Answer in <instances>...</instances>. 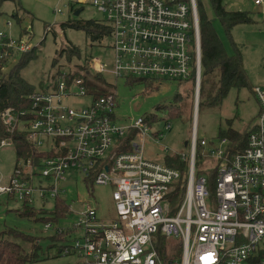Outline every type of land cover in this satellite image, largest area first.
Instances as JSON below:
<instances>
[{
  "label": "built area",
  "instance_id": "built-area-1",
  "mask_svg": "<svg viewBox=\"0 0 264 264\" xmlns=\"http://www.w3.org/2000/svg\"><path fill=\"white\" fill-rule=\"evenodd\" d=\"M86 3L105 15L112 48L108 66L91 58L90 69L115 79L130 75L190 81L195 118L201 80L196 0H71L69 10ZM32 47L28 36L15 39L0 31V67ZM69 72H53L49 84L27 96L26 107L1 109L9 135L0 138V147L14 145L13 136L23 134L50 154L35 166L21 158L23 165L0 181V195L28 204L33 191L40 198H55L64 191L67 173L84 179L94 174L93 184L112 186L114 217L102 222L87 205L61 247L64 255L77 252L82 257L78 264H264V86L253 87L259 111L243 148L234 151L226 138L215 146L196 137L193 128L188 154L179 153L187 172L184 191L175 200L173 183L181 178L180 170L143 154L150 123L143 117L129 125L117 123L113 88L93 97L84 78L69 79ZM79 97H88V103H68ZM170 127L169 122L164 126ZM131 130L140 141L125 140ZM197 146L208 164L201 171ZM208 170L215 174L213 189ZM34 175L45 178L46 188L32 187ZM51 227L44 224L45 231Z\"/></svg>",
  "mask_w": 264,
  "mask_h": 264
},
{
  "label": "rangeland",
  "instance_id": "rangeland-1",
  "mask_svg": "<svg viewBox=\"0 0 264 264\" xmlns=\"http://www.w3.org/2000/svg\"><path fill=\"white\" fill-rule=\"evenodd\" d=\"M70 1L16 0L0 3V31L15 39L26 35L32 46L37 47L35 56L20 70V76L28 83L33 84L36 90H41L46 84H49L52 81L50 76L56 70L62 72L74 70L76 62L82 63L87 57L96 58L106 66L110 62L112 55L110 39L106 37L99 42L90 41L81 29L61 28V22L72 19L105 22V15L91 3L77 6L76 8L80 9L79 15H72L73 11H70V6H68ZM199 1L223 42L226 53L232 55L237 52L242 57L243 70L248 80L246 86L229 88L226 96L218 104L211 106L203 103L201 107L198 106L194 118L195 91L193 83L190 81L179 82L162 78L144 79L130 75L115 79L108 72L103 74L116 92L115 121L121 125H129L134 120L143 117L150 123L149 132L145 134L143 154L147 159L153 161L161 162L165 154L172 152L188 154L193 128H195L196 137L204 138L213 145L219 146V129L231 127L233 130L242 132L249 130L257 122L259 104L253 87L264 86V4L255 6L254 0H223L226 10L249 11L251 16V20L247 23L234 24L230 36H228L219 21L215 19L209 0H197V2ZM56 9H60L61 12L56 13ZM14 12H17L19 20L13 16ZM49 27L54 34L51 30L46 33ZM23 30L25 32H22ZM62 46H77L80 57H73L70 62H67V58L62 56L58 59V63L52 66V60ZM19 57L20 53L15 54L11 60H8L7 67L14 64L13 62ZM94 72L92 68L90 74ZM151 82L152 87L148 85ZM176 93L187 99L185 111H189L190 114L186 118L169 116V106L179 104L174 99ZM88 101V97H79L69 100L68 103L77 107L86 105ZM152 116L153 120H148ZM166 121L170 123V129L164 128ZM156 131L161 133L158 136L160 138L153 136L152 132ZM132 138L140 141L138 137L133 136ZM16 165H23V160L17 159L14 145L0 147V181L8 180L13 175ZM200 165L201 163L198 166ZM204 165L208 164H202L200 168L202 169ZM198 166L196 167L198 168ZM79 174H66L65 180L61 184L64 191L59 197L69 205L70 210L59 221H49L52 227L48 231L44 230L43 221L21 215L20 212L23 208L21 200L8 197L5 194L0 195V231L11 227L40 237L38 256L31 264H78L81 261L82 257L77 252L59 255L56 249L62 243L59 244L51 236L58 227L63 230L73 228V224L78 220V213L85 210L87 205L96 209V215L103 220L102 222H109V219L114 217V201L111 198L113 187L100 184L88 185ZM46 186L45 178L34 175L33 188H46ZM54 202V198L47 195L40 198L38 192L33 191L29 206L35 210L43 208L51 211L54 209ZM73 233L76 234L74 230ZM23 246L28 251V244L24 243Z\"/></svg>",
  "mask_w": 264,
  "mask_h": 264
},
{
  "label": "trees",
  "instance_id": "trees-1",
  "mask_svg": "<svg viewBox=\"0 0 264 264\" xmlns=\"http://www.w3.org/2000/svg\"><path fill=\"white\" fill-rule=\"evenodd\" d=\"M3 1L16 0H0V3ZM209 5L211 11H213L215 19L219 21L228 36H230V31L234 24L247 23L251 20L249 11L226 10L223 0H209ZM196 8L198 11V26L200 28L199 42L201 43V80L197 105L201 107L202 104L205 103L213 106L222 101L230 90L229 88L233 86H246L248 80L247 75L243 70L242 57H240L237 52L232 55L226 53L224 44L221 42L215 28L212 26L211 20L203 10L200 1L197 2L196 0ZM74 10L71 11L74 12ZM13 16L19 20L17 12H14ZM60 26L61 28L71 27L73 29H81L86 33V36L90 41L95 42L104 40L106 37L109 38L108 36L110 33L107 24L91 19L87 21L72 19L66 22H61ZM48 30L52 31L49 27L46 30V33ZM22 32H25V30ZM36 48L37 47H32L29 52L20 54V57L13 62L14 64L10 65L9 68L7 66L5 68L0 67V112L2 111L1 109L7 106L22 108L28 105L27 96L30 95L31 92H34L36 87L20 76V70L35 56ZM62 56L67 58V62H70L73 57L79 58V48L77 46L60 47L56 52L55 58L52 60V66H55L58 63V59ZM91 58H85L82 63L76 62L74 70L70 69L68 78H84L87 90L90 95H93V97L106 95L112 85L107 82L102 74L96 72L90 74L91 69L89 63ZM60 73L61 70H56L54 75L59 76ZM148 85L150 87L153 86L152 82ZM208 87H210V89H208ZM212 89H214V92H212ZM174 99L176 103L179 104L169 106V116H182L183 118H186L187 115L190 114L189 111H185L187 108V99L183 98L179 93L175 94ZM158 108H160V106H158ZM148 120H153V116L148 118ZM8 135L9 134L0 119V138L7 137ZM133 135L134 130L129 131L128 136H125V140L131 139ZM218 137L229 140L235 151L244 147L248 137V130L240 132L235 129L233 130L231 127H227L226 129H219ZM13 141L17 159H30L33 166L39 165L40 159L47 157V155L50 154V151H44L35 147L23 134H15L13 136ZM127 148L129 147H125V149ZM195 152L196 166L200 163L202 165L203 158L201 155V147L197 146ZM161 162L168 167L177 168L181 172V178L173 183L172 197L175 196L176 200L180 198L184 191L183 181L187 172L186 162L182 160L180 154L176 152L165 154L162 157ZM200 166H198V168H200ZM201 170L202 169L200 168L199 171ZM93 175L94 174L85 178L86 184H93ZM207 175V183L210 189H213L214 171L208 170ZM54 200L55 206L51 211L44 210L43 208L35 210L33 207L29 206L30 204L24 201L22 202L23 208L20 213L21 215L33 218L37 221H43L44 224L49 221L57 222L59 219L64 218V216L69 213L70 209L69 205L59 196L55 197ZM52 234L51 238L58 241L59 244H64L68 239L67 237L71 235L69 229L59 233L53 232ZM18 239L21 241H17ZM39 242L40 237L36 235H29L11 227L2 229V231H0V264H31L37 259L40 248ZM24 243L28 244V251L24 248ZM62 244L61 246H57L58 249H56L59 255L62 254Z\"/></svg>",
  "mask_w": 264,
  "mask_h": 264
},
{
  "label": "water",
  "instance_id": "water-1",
  "mask_svg": "<svg viewBox=\"0 0 264 264\" xmlns=\"http://www.w3.org/2000/svg\"><path fill=\"white\" fill-rule=\"evenodd\" d=\"M79 12H80V9H75L72 15H74V16L79 15ZM198 97H199V94L196 93V98H195V102H194L195 105L198 104ZM185 145H186V143H185Z\"/></svg>",
  "mask_w": 264,
  "mask_h": 264
},
{
  "label": "crops",
  "instance_id": "crops-1",
  "mask_svg": "<svg viewBox=\"0 0 264 264\" xmlns=\"http://www.w3.org/2000/svg\"><path fill=\"white\" fill-rule=\"evenodd\" d=\"M262 4H264V0H262L260 4H255L254 3L255 6H262Z\"/></svg>",
  "mask_w": 264,
  "mask_h": 264
}]
</instances>
